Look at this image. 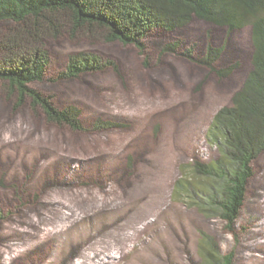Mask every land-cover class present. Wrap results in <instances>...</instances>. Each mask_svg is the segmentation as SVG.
I'll list each match as a JSON object with an SVG mask.
<instances>
[{
    "label": "rangeland",
    "instance_id": "obj_1",
    "mask_svg": "<svg viewBox=\"0 0 264 264\" xmlns=\"http://www.w3.org/2000/svg\"><path fill=\"white\" fill-rule=\"evenodd\" d=\"M11 28L0 26V41ZM170 43H181L177 54L163 53ZM209 45L224 48L218 69L238 66L229 77L182 55L192 50L201 59ZM45 48L51 67L46 81L35 86L56 104L79 108L91 128L77 133L50 124L30 104L16 107L17 100L0 91V226L34 219L50 229L39 233L54 236L52 228H66L69 221L97 227L104 220L106 230L98 236L105 250L118 245L123 251L114 250L119 264H202L201 236L212 238L224 254L233 251V264H264V154L255 163L235 234L174 198L183 166L220 158L208 131L250 71V28L229 33L194 19L175 33L149 38L144 53L96 34L72 39L65 33L48 39ZM77 53H96L117 70L60 80ZM100 119L122 127L92 129ZM71 244L76 254L83 251ZM42 254L15 264H36Z\"/></svg>",
    "mask_w": 264,
    "mask_h": 264
},
{
    "label": "trees",
    "instance_id": "obj_2",
    "mask_svg": "<svg viewBox=\"0 0 264 264\" xmlns=\"http://www.w3.org/2000/svg\"><path fill=\"white\" fill-rule=\"evenodd\" d=\"M194 19L224 28L229 33L251 30V68L231 104L215 115L208 141L220 151L212 163L196 160L176 183L174 198L183 199L205 218L220 220L235 234L255 176V163L264 154V0H0V26L12 25L0 41V91L17 100L16 107L30 104L48 123L73 132L90 131L76 106H60L35 85L47 79L52 58L45 48L50 38L67 33L99 35L108 43L119 42L146 50L154 35L172 34ZM181 43H170L163 53L177 54ZM192 50L182 53L220 78L237 65L218 69L223 47L209 45L201 59ZM146 64L147 61H146ZM116 64L96 53L71 55L60 80L78 78L106 70ZM122 127L111 120H97L92 129ZM132 160H130V163ZM4 182H1L3 185ZM202 264H233L235 254H224L209 236H201Z\"/></svg>",
    "mask_w": 264,
    "mask_h": 264
},
{
    "label": "bare ground",
    "instance_id": "obj_3",
    "mask_svg": "<svg viewBox=\"0 0 264 264\" xmlns=\"http://www.w3.org/2000/svg\"><path fill=\"white\" fill-rule=\"evenodd\" d=\"M24 221V218H16L0 226V231L4 232L0 239V264H15L40 252L45 257L39 258L36 264H119L122 261L114 251H122L119 246L112 245L110 249L105 250L104 241L98 236L106 230L105 226L102 227L104 220L97 227H91L87 221H69L66 228H52L54 236L48 235L50 229L44 228L45 225L37 223L34 219L30 223ZM80 226H83V231ZM44 230L47 235L39 233ZM94 231L98 233L94 235ZM71 243L75 244L74 247L83 246V251L76 254ZM95 248L98 250L94 253Z\"/></svg>",
    "mask_w": 264,
    "mask_h": 264
}]
</instances>
